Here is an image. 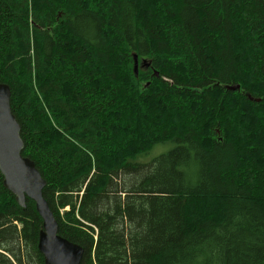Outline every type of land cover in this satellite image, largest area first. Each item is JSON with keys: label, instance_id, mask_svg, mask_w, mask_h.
I'll use <instances>...</instances> for the list:
<instances>
[{"label": "trees", "instance_id": "trees-1", "mask_svg": "<svg viewBox=\"0 0 264 264\" xmlns=\"http://www.w3.org/2000/svg\"><path fill=\"white\" fill-rule=\"evenodd\" d=\"M0 82L80 264H264V0H0ZM42 229L0 171V264Z\"/></svg>", "mask_w": 264, "mask_h": 264}, {"label": "water", "instance_id": "water-1", "mask_svg": "<svg viewBox=\"0 0 264 264\" xmlns=\"http://www.w3.org/2000/svg\"><path fill=\"white\" fill-rule=\"evenodd\" d=\"M231 88L239 89L240 84ZM24 148L21 124L11 107V88L0 82V171L4 175V184L22 206L26 205L27 197L36 202L37 210L43 217L38 248L44 255L45 263L80 264L84 248L59 233L57 218L43 194L47 180L35 161L23 155Z\"/></svg>", "mask_w": 264, "mask_h": 264}, {"label": "rangeland", "instance_id": "rangeland-1", "mask_svg": "<svg viewBox=\"0 0 264 264\" xmlns=\"http://www.w3.org/2000/svg\"><path fill=\"white\" fill-rule=\"evenodd\" d=\"M175 146V143L174 142H170V143H166V144H163L161 145L157 152L155 154H159V153H162V152H166L168 150H170L171 148H173Z\"/></svg>", "mask_w": 264, "mask_h": 264}]
</instances>
